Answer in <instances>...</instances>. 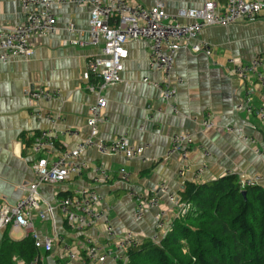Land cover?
I'll use <instances>...</instances> for the list:
<instances>
[{
  "label": "crops",
  "instance_id": "0c3cea01",
  "mask_svg": "<svg viewBox=\"0 0 264 264\" xmlns=\"http://www.w3.org/2000/svg\"><path fill=\"white\" fill-rule=\"evenodd\" d=\"M205 1L131 0L148 8L162 2L167 15L183 24L192 20L179 16V12L201 9ZM52 12L57 19L53 35L31 37L29 56L0 63V205L14 206L27 195L28 185L35 180L33 165L37 160L32 144L40 132L48 130L56 136L57 152L76 149L90 135L87 121L97 95L88 88L92 81L88 62L101 51L69 42L89 41L91 8L63 4L54 5ZM24 20L21 0H0V29ZM71 24L73 31L69 29ZM200 41L213 48L211 57L191 50ZM126 48L129 56L121 81L103 93L107 106L98 126L99 138L112 141L126 136L139 153L126 160L120 154L102 155L96 148H88L80 157L88 165L81 177L39 188L41 211L52 206L55 215L41 219L35 213L33 229L41 238L63 237L77 256L71 264H84L87 238L106 246L108 252L116 250L108 225L117 236L133 232L145 240L157 234L159 214L168 227L179 218V209L167 193L158 192L159 206L146 207L144 216L138 219L135 192L149 194L165 184L170 193L180 197L186 182L206 183L229 174L237 175L241 182L258 180L264 186V127L255 111L263 104L264 90L256 77L242 82L234 76L230 64L231 59L248 64L264 55V11L253 22L208 27L177 51L170 79L176 91L173 103L177 111L154 86L164 83L165 77L150 66V42L131 41ZM39 88L58 90L60 96L50 101L31 100L28 93ZM206 123L213 126L206 127ZM71 130L78 134L70 135ZM182 133L193 139L187 159L170 152L173 137ZM122 168L130 175L127 180L122 178ZM101 171L108 177L105 181ZM81 188L102 197L99 209L106 214L86 233L72 230L58 209L65 196ZM29 236V231L9 226L0 232V247L6 238L22 241ZM63 246L56 242L51 252L38 249L39 263L67 264ZM124 254L119 251L120 256ZM108 262L118 264L113 257ZM17 264L24 261L17 259Z\"/></svg>",
  "mask_w": 264,
  "mask_h": 264
},
{
  "label": "built area",
  "instance_id": "2783aa9c",
  "mask_svg": "<svg viewBox=\"0 0 264 264\" xmlns=\"http://www.w3.org/2000/svg\"><path fill=\"white\" fill-rule=\"evenodd\" d=\"M25 11L24 22L6 29H0V63H6L12 58L29 56L32 49L29 40L33 36L53 35L57 30V19L52 12L54 5L76 4L91 8L89 41L73 40L69 44L79 47H94L101 51L100 56L93 57L88 62V71L92 81L88 88L97 95L96 102L90 107L87 124L90 135L74 150L58 151L57 139L51 131L40 132L33 144L32 151L37 156L33 165L35 180L27 187V195L14 206L0 205V232L9 226L25 229L30 232L37 249L51 252L55 243H63V249L68 257L67 264L77 258L76 254L64 243L63 237H45L33 229V217L39 214L41 219L51 215L54 217L55 208L49 206L46 212L41 211L42 198L39 192L41 185L64 184L72 176L81 177L88 169V165L80 161L82 153L88 148H96L102 155L120 154L126 160L133 159L139 150L134 149L126 136H120L112 141L99 138V124L104 120V110L107 101L103 95L109 87L121 81L124 62L129 56L126 45L131 41H149L151 52L150 66L164 74V83H154L163 99L170 103L173 111L177 105L173 103L176 91L170 85L171 73L174 67L173 57L182 46L196 39L199 34L211 26H229L241 21H256L264 11V0H206L201 9L180 11L179 16L187 17L192 22L183 24L167 15L164 4L158 2L154 7H145L142 3H132L131 0H21ZM74 30V25H69ZM194 53H203L211 57L213 48L206 42L200 41L193 45ZM231 72L242 82L256 77L264 90V55L257 56L248 64L230 60ZM148 82V79H144ZM181 82V81H180ZM29 97L33 101H50L60 96L55 89L39 88L32 90ZM240 109H243L241 107ZM247 109V107L245 108ZM251 111V109H248ZM264 127V92L263 104L255 110ZM206 123V127H212ZM232 131V128H228ZM70 135H77V131H69ZM193 139L188 133L175 135L172 139L171 153H179L187 159L192 147ZM259 155L262 154L257 150ZM208 155V153H207ZM122 178L127 180L130 175L122 168ZM105 181L108 178L104 171L100 172ZM259 185L258 180L242 182V188ZM158 192L167 193L169 200L179 209V218L185 216L191 209L190 205L181 201L175 193H170L165 184L158 191L149 194L133 193L139 202L136 215L138 219L144 216V210L159 206ZM102 197L94 190L79 189L72 196H65L59 203L58 209L72 230L86 233L91 227L105 217V212L99 209ZM157 234L151 238L156 243L167 235L170 230L162 215H158L156 223ZM108 235L114 241L117 252L106 251V246L99 245L91 238H87V259L84 264H109L113 257L117 262L126 260L125 254L131 248L139 247L143 239L133 232L117 236L111 225L107 228ZM109 244V243H108ZM107 244V245H108ZM36 258L32 264H38Z\"/></svg>",
  "mask_w": 264,
  "mask_h": 264
},
{
  "label": "trees",
  "instance_id": "16d2710c",
  "mask_svg": "<svg viewBox=\"0 0 264 264\" xmlns=\"http://www.w3.org/2000/svg\"><path fill=\"white\" fill-rule=\"evenodd\" d=\"M180 199L191 209L161 242L143 240L118 264H264L263 185L242 188L240 178L229 174L206 183L186 182ZM38 252L30 236L6 238L0 264H17V259L32 264Z\"/></svg>",
  "mask_w": 264,
  "mask_h": 264
},
{
  "label": "water",
  "instance_id": "95a60500",
  "mask_svg": "<svg viewBox=\"0 0 264 264\" xmlns=\"http://www.w3.org/2000/svg\"><path fill=\"white\" fill-rule=\"evenodd\" d=\"M244 194H245V192H244Z\"/></svg>",
  "mask_w": 264,
  "mask_h": 264
}]
</instances>
